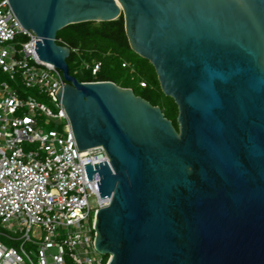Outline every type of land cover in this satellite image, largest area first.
Here are the masks:
<instances>
[{
    "label": "water",
    "instance_id": "1",
    "mask_svg": "<svg viewBox=\"0 0 264 264\" xmlns=\"http://www.w3.org/2000/svg\"><path fill=\"white\" fill-rule=\"evenodd\" d=\"M60 69L56 90L83 164L108 203L95 213L107 264H264V0H8ZM122 15L130 47L177 106L69 73L65 25Z\"/></svg>",
    "mask_w": 264,
    "mask_h": 264
},
{
    "label": "built area",
    "instance_id": "2",
    "mask_svg": "<svg viewBox=\"0 0 264 264\" xmlns=\"http://www.w3.org/2000/svg\"><path fill=\"white\" fill-rule=\"evenodd\" d=\"M38 39L0 0V223L8 230H0V264H107L110 255L94 245V223L109 199L99 196L98 173L87 180L83 164L109 158L102 145L77 148L55 93L65 81L60 69L38 58ZM99 64L84 66L94 74ZM27 89L54 109L20 93ZM41 115L53 127L39 126Z\"/></svg>",
    "mask_w": 264,
    "mask_h": 264
},
{
    "label": "trees",
    "instance_id": "3",
    "mask_svg": "<svg viewBox=\"0 0 264 264\" xmlns=\"http://www.w3.org/2000/svg\"><path fill=\"white\" fill-rule=\"evenodd\" d=\"M55 43L69 49L65 58L68 70L79 81L109 80L120 87L130 88L134 95L158 106L177 130V106L161 91L152 64L130 47L121 14L111 20H87L65 25L55 32ZM91 60L100 63L98 71L92 74L91 65L84 66L83 75L78 77L74 67ZM140 82L144 85L141 86ZM20 93L28 92L20 90ZM32 95L41 97L35 90Z\"/></svg>",
    "mask_w": 264,
    "mask_h": 264
},
{
    "label": "rangeland",
    "instance_id": "4",
    "mask_svg": "<svg viewBox=\"0 0 264 264\" xmlns=\"http://www.w3.org/2000/svg\"><path fill=\"white\" fill-rule=\"evenodd\" d=\"M84 65L82 63H78L76 67H74V72H76V75L78 77H81L84 73ZM3 75L0 74V79H3ZM29 94H33V89H27L26 90ZM36 100L45 104L46 106H48L50 109H54V105L53 103L50 102V100L46 97H36ZM37 124L39 126H43V128H49V127H53L54 124H50V121L47 117L45 116H38L37 117ZM12 228H16V226H12ZM0 230H3V231H8L7 229H4L2 226H1V223H0ZM7 244H9L8 242H5Z\"/></svg>",
    "mask_w": 264,
    "mask_h": 264
}]
</instances>
